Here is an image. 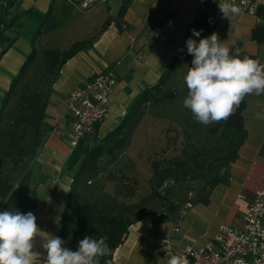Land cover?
Returning a JSON list of instances; mask_svg holds the SVG:
<instances>
[{"label": "trees", "instance_id": "trees-1", "mask_svg": "<svg viewBox=\"0 0 264 264\" xmlns=\"http://www.w3.org/2000/svg\"><path fill=\"white\" fill-rule=\"evenodd\" d=\"M54 1L51 0L49 7L41 11L33 6L23 8L20 0H0V57L19 36L27 37L31 44L30 52L0 98V212L26 214L36 204L33 167L49 132L46 105L61 65L77 51L90 48L111 22L120 32L128 27L123 17L132 0H121L117 13L108 15L92 34L63 49L54 45L40 49L39 38L56 29L61 23L60 18L68 17L71 12L68 0H60L61 17H57L53 10ZM97 1L93 0L92 4ZM218 9L209 0L204 1L182 39L176 43L175 54L158 80L144 86L130 100L125 113L112 129L97 136V123L94 133L80 139L72 148L65 161L66 169L71 172L70 187L54 236L65 241V247L75 251L85 236H107L112 251L109 256L101 258L100 264H114L113 251L122 242L129 224L144 214H152L158 220L179 219L182 209L196 202L206 203L212 189L227 181L229 165L246 136L243 126L246 97L226 121L208 125L196 123L191 111L183 105L179 115L185 143L178 153L151 160L149 191L137 200L126 201L135 196L136 180L124 173L125 166L116 171L109 169L124 156L143 116L154 107L165 109L167 104H172L177 93V88L168 83L172 71L184 58L187 73L193 59L187 52L186 41L192 38L198 42L212 31ZM162 24L163 20L156 21L155 30ZM193 29L201 31V36H193ZM251 37L264 41V25H255ZM228 47L233 53L239 49L241 56L257 59L239 44ZM187 91L184 82V99ZM197 126L202 129L200 135ZM103 159L106 160L100 166ZM105 168L107 170L103 172ZM102 173L104 177L101 179ZM187 177L197 180L195 186L184 183ZM38 178L42 180L41 176ZM165 181L168 184L162 189ZM171 183L190 188L185 192V187L183 190L179 188L174 196ZM108 184H111L110 189Z\"/></svg>", "mask_w": 264, "mask_h": 264}, {"label": "crops", "instance_id": "crops-1", "mask_svg": "<svg viewBox=\"0 0 264 264\" xmlns=\"http://www.w3.org/2000/svg\"><path fill=\"white\" fill-rule=\"evenodd\" d=\"M50 1L20 0L23 8L33 6L41 11L49 7ZM204 1L132 0L123 17L128 27L120 32L111 22L90 48L77 51L61 65L46 105L49 132L33 167L37 201L28 212L35 215L41 235L54 237L57 233L71 182V172L65 167V161L72 150L66 139L72 124L66 106L67 94L92 74L108 66L113 68L116 82L108 112L96 130L97 136H103L118 123L130 100L144 86L158 80L175 54L176 43L182 39ZM82 2L84 5L80 6ZM92 2L68 0L71 12L61 23L67 18L71 20L73 25L69 29L73 32L67 35L64 31H51L41 37H48L50 42L51 37L60 40L62 47L58 48L63 49L73 41L92 34L108 15H115L121 0ZM53 10L61 14L60 1L53 2ZM159 20H163V24L155 30L154 24ZM257 24L260 23L255 17L247 13L229 21L222 18L218 9L216 25L204 37L216 32L226 46L239 44L244 51L256 55L264 64V44L251 37V30ZM30 50L28 38L19 36L1 55L0 98ZM186 67L187 61L180 59L168 83L176 88L184 86ZM243 126L246 136L238 148L236 158L229 165L227 181L218 183L212 189L206 203L196 202L188 206L179 219L158 220L152 214H144L129 224L122 242L113 251L114 264H167V258L157 249L164 235L176 247L186 244L202 247L221 224H241L248 202L264 178V95L246 96ZM136 144L137 132H134L128 150L131 151ZM39 176L42 180H39ZM43 242V237L38 236L34 248L41 252V260L45 255L41 247Z\"/></svg>", "mask_w": 264, "mask_h": 264}, {"label": "clouds", "instance_id": "clouds-1", "mask_svg": "<svg viewBox=\"0 0 264 264\" xmlns=\"http://www.w3.org/2000/svg\"><path fill=\"white\" fill-rule=\"evenodd\" d=\"M222 18L229 21L243 9L222 0L218 5ZM200 37L201 31L192 30ZM187 52L193 57L184 76L187 96L183 105L197 122L204 125L226 121L248 95H264V64L258 59L235 53L220 40L218 33L186 41ZM66 191V190H65ZM32 212H0V264H100L111 254L107 236H85L77 250L65 247V241L49 234L41 235ZM43 237L41 247L46 256L35 251V241ZM167 264H189L184 255H171Z\"/></svg>", "mask_w": 264, "mask_h": 264}, {"label": "built area", "instance_id": "built-area-1", "mask_svg": "<svg viewBox=\"0 0 264 264\" xmlns=\"http://www.w3.org/2000/svg\"><path fill=\"white\" fill-rule=\"evenodd\" d=\"M209 1L216 8L222 2ZM227 2L241 7L242 13L253 15L264 25V0ZM115 82L114 70L108 66L92 74L67 94L66 106L72 117V124L66 133V139L71 148L80 139L94 133L95 125L107 114ZM186 208L182 209L181 216ZM157 249L167 260L171 255H184L189 264H264V178L248 202L240 225L221 224L218 231L202 247L190 244L176 247L164 235Z\"/></svg>", "mask_w": 264, "mask_h": 264}, {"label": "rangeland", "instance_id": "rangeland-1", "mask_svg": "<svg viewBox=\"0 0 264 264\" xmlns=\"http://www.w3.org/2000/svg\"><path fill=\"white\" fill-rule=\"evenodd\" d=\"M60 0H56V2ZM80 1V0H78ZM84 5L82 2L80 6ZM57 17H61V14L56 12ZM63 18H60L62 20ZM80 20V19H79ZM78 20V21H79ZM77 21V22H78ZM71 20L64 19V21L59 25L53 32L64 31L65 34H70L71 31ZM76 22V23H77ZM75 24V23H74ZM76 33V32H74ZM76 34H74L75 36ZM51 41L48 37H41L38 40V46L41 48L45 45H54L56 47H62L60 40L56 41L52 39ZM65 45V44H63ZM172 104H167L166 108L160 109L158 106L154 107L148 113H146L141 119L140 123L136 127L134 132H137V144L130 151L124 153V156L119 157L113 165H110L109 169L116 171L117 169L123 168L125 166L124 173L136 180V192L133 198H128L126 201L137 200L142 195L146 194L149 191V180L151 178V160L154 158L162 159V156H170L172 154L178 153L181 147L185 143V138L181 130L183 122L181 121V115H179V110L183 111V101H184V86H177V94L174 99L171 100ZM170 101V102H171ZM125 113V111H124ZM122 112V115L124 114ZM193 120L197 122L194 118ZM198 128L200 126H197ZM197 134L202 133L201 127L197 130ZM174 137V138H173ZM173 138V139H172ZM175 151V152H174ZM132 158V160H131ZM106 159H103L100 162V166L103 165ZM107 169L105 168L103 172ZM123 171V170H122ZM103 173L100 175L102 179ZM195 179L187 177L185 182H189L190 186H195ZM168 184V181H165L163 187ZM190 186H179L177 183H171L172 191H174V196L178 194L179 188L184 192L190 188ZM107 188H111V184L107 185Z\"/></svg>", "mask_w": 264, "mask_h": 264}]
</instances>
